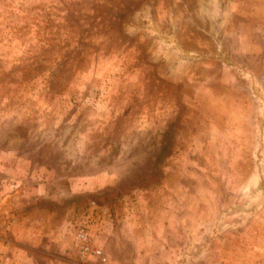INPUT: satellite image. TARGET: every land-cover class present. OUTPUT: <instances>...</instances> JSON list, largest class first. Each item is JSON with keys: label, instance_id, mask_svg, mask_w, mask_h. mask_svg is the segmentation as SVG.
<instances>
[{"label": "rangeland", "instance_id": "374dc122", "mask_svg": "<svg viewBox=\"0 0 264 264\" xmlns=\"http://www.w3.org/2000/svg\"><path fill=\"white\" fill-rule=\"evenodd\" d=\"M0 264H264V0H0Z\"/></svg>", "mask_w": 264, "mask_h": 264}, {"label": "built area", "instance_id": "2783aa9c", "mask_svg": "<svg viewBox=\"0 0 264 264\" xmlns=\"http://www.w3.org/2000/svg\"><path fill=\"white\" fill-rule=\"evenodd\" d=\"M74 237L79 255L83 260L96 257L102 262L106 261V257L102 249L94 246L92 231L88 225H79L76 228Z\"/></svg>", "mask_w": 264, "mask_h": 264}]
</instances>
